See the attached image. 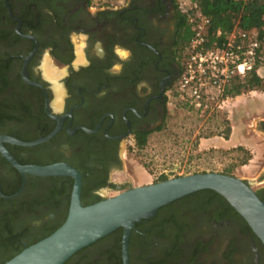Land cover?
Here are the masks:
<instances>
[{"label":"flooded vegetation","instance_id":"af4514ba","mask_svg":"<svg viewBox=\"0 0 264 264\" xmlns=\"http://www.w3.org/2000/svg\"><path fill=\"white\" fill-rule=\"evenodd\" d=\"M179 12L175 0H0V144L21 165H70L80 191L101 199L103 189L131 188L110 174L121 146L165 126L181 70ZM55 128L33 145L4 140L28 142ZM258 184L263 199L264 170ZM71 187L69 176H22L0 153V256L61 223ZM191 208L156 210L133 225L127 264H203L211 252L206 264H264L262 244L241 221ZM62 264H123L121 233Z\"/></svg>","mask_w":264,"mask_h":264},{"label":"water","instance_id":"95a60500","mask_svg":"<svg viewBox=\"0 0 264 264\" xmlns=\"http://www.w3.org/2000/svg\"><path fill=\"white\" fill-rule=\"evenodd\" d=\"M56 130L57 128L44 137L28 142L10 137H4V140L28 146L46 140ZM0 153L22 176L29 173L72 178L67 213L61 224L2 264H62L73 253L116 228H121L122 258L123 264H127L126 242L133 225L141 219L152 217L158 208L202 189L219 194L244 220L264 248V198L260 199L256 195L248 180L219 172H195L133 186L94 203L81 205L80 175L70 165H21L1 144Z\"/></svg>","mask_w":264,"mask_h":264},{"label":"rangeland","instance_id":"374dc122","mask_svg":"<svg viewBox=\"0 0 264 264\" xmlns=\"http://www.w3.org/2000/svg\"><path fill=\"white\" fill-rule=\"evenodd\" d=\"M257 74L263 81L261 90L227 97L204 114L182 104H168L169 114L160 132L151 134L140 149L120 147V167L110 174L111 180L133 187L154 183L161 176L229 172L250 181L255 189L264 170V131L258 128L264 120V65ZM226 127L227 139L223 138ZM235 146L243 151L234 150ZM245 156L250 158L240 164ZM118 192L103 189L102 194L109 197ZM212 256L213 252L205 256L203 264Z\"/></svg>","mask_w":264,"mask_h":264},{"label":"built area","instance_id":"2783aa9c","mask_svg":"<svg viewBox=\"0 0 264 264\" xmlns=\"http://www.w3.org/2000/svg\"><path fill=\"white\" fill-rule=\"evenodd\" d=\"M175 3L191 30L181 54L176 93L195 110H209L223 100L233 77L242 78L253 70L257 73L262 66L259 43L254 32L236 25L226 32L217 29L208 33L209 19L194 1Z\"/></svg>","mask_w":264,"mask_h":264},{"label":"trees","instance_id":"16d2710c","mask_svg":"<svg viewBox=\"0 0 264 264\" xmlns=\"http://www.w3.org/2000/svg\"><path fill=\"white\" fill-rule=\"evenodd\" d=\"M192 1H194L201 10V12L206 17H208L209 19V24L207 28L208 33L214 32L217 29H219L222 32H226L230 30L234 25L238 26L241 29L254 32L256 35V39L259 43L261 65H264V0H192ZM179 13L181 19V29L183 31V41L181 43V50L183 51L187 39L190 36L191 30L186 20V15L182 12ZM262 86H263V81L261 77L258 76V74L253 70L251 72L246 73L242 78L233 77L225 87L222 98L225 99L227 97H234L236 95H239L240 93L248 92L251 90H261ZM168 100L176 106L182 104L183 106H186L188 109H191L196 113L204 114L208 112L207 109H204L202 111L195 110L192 106L188 105L187 102L182 100L177 93L176 95L170 96ZM228 134H229V127H226L225 132L223 133V138L227 139ZM145 144H146L145 138L138 139L135 147L140 149ZM234 150L243 151V148L241 146H235ZM249 158H250L249 156H245L244 160L241 161L240 164H245V162ZM221 173L232 175L229 172H221ZM164 179H166V177L161 176L157 181ZM81 188H82V190L80 191L81 205H88L101 199L97 196L91 195L86 189H84L85 188L84 186H82ZM181 203L182 204L191 203L192 205L191 211L193 212L208 210L209 208L212 209L219 208V211L216 212L215 216L237 219L241 221L243 225L247 227V229H249L246 223L244 222V220L233 210V208H231L228 205V203L219 194L209 189H202L196 191L194 193L183 196L179 199H176L158 208L155 217H157L163 210L169 209L174 206H178ZM60 224L61 223L53 227L47 233L41 235V237L38 238L36 241L50 234ZM120 233H121V228H116L107 235L114 234L119 236ZM36 241L29 242L22 247H18L11 253H10L11 250L9 248H5L4 251L2 252L3 255L0 256V264L11 258L22 248ZM1 246L5 247V245L0 241V247Z\"/></svg>","mask_w":264,"mask_h":264},{"label":"clouds","instance_id":"9594fccd","mask_svg":"<svg viewBox=\"0 0 264 264\" xmlns=\"http://www.w3.org/2000/svg\"><path fill=\"white\" fill-rule=\"evenodd\" d=\"M117 52L119 53V55L124 58V59H127L128 57H130L131 53L130 52H124V51H121L119 49V47L117 46Z\"/></svg>","mask_w":264,"mask_h":264},{"label":"crops","instance_id":"0c3cea01","mask_svg":"<svg viewBox=\"0 0 264 264\" xmlns=\"http://www.w3.org/2000/svg\"><path fill=\"white\" fill-rule=\"evenodd\" d=\"M238 145H243V144H238Z\"/></svg>","mask_w":264,"mask_h":264}]
</instances>
